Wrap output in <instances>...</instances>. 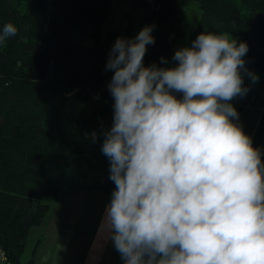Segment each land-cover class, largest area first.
<instances>
[{
	"label": "clouds",
	"instance_id": "obj_1",
	"mask_svg": "<svg viewBox=\"0 0 264 264\" xmlns=\"http://www.w3.org/2000/svg\"><path fill=\"white\" fill-rule=\"evenodd\" d=\"M153 29L117 37L105 65L114 115L102 153L115 190L103 226L124 264H264V161L230 103L248 93L245 76L259 79L248 45L204 31L175 66H145ZM17 31L5 24L0 43Z\"/></svg>",
	"mask_w": 264,
	"mask_h": 264
},
{
	"label": "trees",
	"instance_id": "obj_2",
	"mask_svg": "<svg viewBox=\"0 0 264 264\" xmlns=\"http://www.w3.org/2000/svg\"><path fill=\"white\" fill-rule=\"evenodd\" d=\"M111 0H0V31L13 23L18 31L0 43V248L10 264H20L29 232L47 217L46 196L59 198L90 189L110 194L114 183L80 184L73 167L88 162L109 171L102 153L104 131L113 124L114 100L108 90L113 72L105 65L117 37L132 38L110 27L103 34ZM139 1V0H138ZM197 1L198 24L186 21L187 6ZM142 23L154 25L145 66L159 67L180 37L189 47L204 31L228 32L246 42L244 59L262 73L260 91L245 104H234L238 123L243 109L261 97V117L252 142L264 139V0H140ZM92 38L91 46L85 44ZM182 98V93H174ZM264 161V153L262 154ZM68 180L70 187L66 186ZM76 180V181H75ZM31 264V263H29Z\"/></svg>",
	"mask_w": 264,
	"mask_h": 264
},
{
	"label": "rangeland",
	"instance_id": "obj_3",
	"mask_svg": "<svg viewBox=\"0 0 264 264\" xmlns=\"http://www.w3.org/2000/svg\"><path fill=\"white\" fill-rule=\"evenodd\" d=\"M108 7L109 16L104 23V35L110 27L125 32L130 28L133 38L146 24H150L142 23L143 11L140 0H111ZM200 15L201 9L198 2L192 1L187 6L186 21L196 25ZM92 43V38L85 39L87 46H91ZM189 45L188 37H180L175 42L166 67L175 66L178 63L172 60L175 51ZM246 67L256 73L259 79L253 83L250 78L244 77V85L249 88V91L245 96H238L230 101L233 106L245 104L247 98L256 93L262 94L260 91L262 73L250 63H246ZM260 101L261 97L256 105H247L241 116V123L247 127V134L251 138L261 117ZM262 142L261 153L263 154L264 139ZM71 175L82 185L107 180L110 173L94 170L88 162L83 161L73 167ZM71 181L73 180H68L67 187H70ZM97 194V196L90 194L88 200L85 196L70 194L68 190H63L59 198L46 196L42 202L50 205L49 212L41 223L34 225L30 230L20 264H124L114 247L109 231L102 223L112 194L107 196L101 191Z\"/></svg>",
	"mask_w": 264,
	"mask_h": 264
},
{
	"label": "crops",
	"instance_id": "obj_4",
	"mask_svg": "<svg viewBox=\"0 0 264 264\" xmlns=\"http://www.w3.org/2000/svg\"><path fill=\"white\" fill-rule=\"evenodd\" d=\"M99 192H100V191H93V190H90V189H84V190L79 189L78 191H76V192H71V193L76 194V195H80V196H85V197H86V200H88L90 194H93V195L97 196V195H99V194H97V193H99ZM71 193H70V194H71ZM96 194H97V195H96ZM111 194H112V193L107 194V196H110Z\"/></svg>",
	"mask_w": 264,
	"mask_h": 264
},
{
	"label": "built area",
	"instance_id": "obj_5",
	"mask_svg": "<svg viewBox=\"0 0 264 264\" xmlns=\"http://www.w3.org/2000/svg\"><path fill=\"white\" fill-rule=\"evenodd\" d=\"M5 252L0 248V264H10L8 258L6 257Z\"/></svg>",
	"mask_w": 264,
	"mask_h": 264
}]
</instances>
